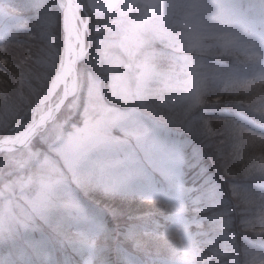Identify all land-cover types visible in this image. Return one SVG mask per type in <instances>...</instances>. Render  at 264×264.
<instances>
[{"label": "rangeland", "instance_id": "obj_1", "mask_svg": "<svg viewBox=\"0 0 264 264\" xmlns=\"http://www.w3.org/2000/svg\"><path fill=\"white\" fill-rule=\"evenodd\" d=\"M29 1L44 26L54 28L61 20L63 29L60 7L55 9L48 0ZM76 1L88 32L87 52L72 76L76 90L58 112L54 110L45 128L42 125L36 129L28 144L0 150V264H25L29 250L21 245L20 237L32 232L41 220L57 219L58 225L81 220L88 209L74 195L75 184L100 185L106 191L124 187L155 189L159 178L153 171H157L167 180L157 194L169 201L180 196L192 205L199 202L203 194L192 195L191 190L206 187L178 181L184 173V158L177 140L166 143L162 139L169 120L159 112L176 108L186 116L199 104L202 88L241 79L238 70L243 62L254 63L255 75L251 78L264 82V0H196L210 35L223 30L235 37L227 42L230 52H204L198 56L161 35L158 24L145 27L139 42L124 45L119 42L111 17L93 15L89 0ZM15 12L0 3V18ZM127 24L135 27V18L130 17ZM175 36H179L178 29ZM50 39L54 42L52 35ZM61 52L56 58L57 49L53 47L49 62L56 65L55 61L58 66ZM201 66L203 84L193 92L188 86L189 76L194 67L199 70ZM62 93L60 87L53 94L52 106ZM43 98L45 95L38 102ZM49 107L48 103L37 107L31 122L8 137L16 138ZM243 122L251 125L249 119L243 118ZM36 138L44 147H32ZM38 172L42 173L39 194L34 184ZM256 188L257 201L264 210V182ZM193 206L203 208L201 203ZM175 211L180 218L181 210ZM227 213L217 211L208 219L209 223H220L218 235L225 240L230 224ZM176 236L180 256L174 264H197L202 252L188 224L178 228ZM85 240L90 241L89 237ZM225 240L213 254L224 256H216L225 259L224 264H238L236 252ZM37 245L44 246L40 242ZM86 246L92 250L94 244ZM50 257L52 253L46 258ZM83 264L94 263L87 258ZM243 264H264V245L248 247L245 243Z\"/></svg>", "mask_w": 264, "mask_h": 264}, {"label": "trees", "instance_id": "obj_2", "mask_svg": "<svg viewBox=\"0 0 264 264\" xmlns=\"http://www.w3.org/2000/svg\"><path fill=\"white\" fill-rule=\"evenodd\" d=\"M0 3L17 11L11 17L0 18V136H11L35 116L33 109L57 67V62H49L50 53L54 47L56 58L59 55L63 29L61 20L54 28L44 26L29 0ZM48 3L59 10L56 0ZM253 64L243 62L238 70L241 79L255 89L251 102L222 94L223 80L219 85L202 88L199 104L186 116L176 108L159 112L169 120L162 139L166 143L177 140L184 158V173L178 181L206 187L191 190L192 195L203 194L193 205L201 203L204 209H196L180 196L169 201L157 194L167 183L157 171H153L159 178L155 189L124 187L106 191L100 185L79 186L71 180L74 195L88 210L81 220L71 224L41 220L32 232L21 236V245L29 250L25 264H83L87 258L94 264H174L180 256L176 234L187 224L202 252L197 264H224V256L213 254L225 240L218 235L220 223L208 221L221 210H228L230 223L225 241L236 252L238 264H243L245 243L248 247L264 245V231L256 225L264 216L256 197L258 183L264 182V171L256 159L261 152L257 142L264 141V110L260 109L264 92L259 88L264 82L251 78L255 75ZM243 118L251 125H245ZM37 146L44 144L36 138L32 147ZM175 208L181 210L180 218ZM182 238L187 237L182 234ZM89 242L94 244L92 250L86 246Z\"/></svg>", "mask_w": 264, "mask_h": 264}, {"label": "clouds", "instance_id": "obj_3", "mask_svg": "<svg viewBox=\"0 0 264 264\" xmlns=\"http://www.w3.org/2000/svg\"><path fill=\"white\" fill-rule=\"evenodd\" d=\"M88 7L93 15L111 17L114 28L118 30L119 42L128 45L135 44L143 38V29L153 24L160 26V34L175 40L190 55L198 56L204 52H230L227 42L235 37L226 31L210 35L205 24V18L196 0H89ZM134 17L135 27L130 28L127 21ZM179 36H175L176 30ZM203 84V67L192 69L188 86L195 92ZM264 92V85L259 86ZM221 93L233 97H242L245 102L253 100L250 88L243 79L227 80L221 84ZM264 110V101L260 104ZM261 150L257 155V165L264 171V141L257 142ZM42 173L34 178L37 194L42 187ZM259 230L264 231V216L256 222Z\"/></svg>", "mask_w": 264, "mask_h": 264}, {"label": "bare ground", "instance_id": "obj_4", "mask_svg": "<svg viewBox=\"0 0 264 264\" xmlns=\"http://www.w3.org/2000/svg\"><path fill=\"white\" fill-rule=\"evenodd\" d=\"M61 5L66 6L64 18L65 41L64 57L61 66L56 72L53 80V90L56 92L60 87L68 94L72 93L75 87V80L72 78L80 60L87 52V25L83 23L80 13V4L76 0H58ZM82 23V25H81ZM54 109L48 108L39 115L34 125L21 132L16 138H7L0 142V150L11 149V147L27 142L39 126L46 125L54 116Z\"/></svg>", "mask_w": 264, "mask_h": 264}, {"label": "water", "instance_id": "obj_5", "mask_svg": "<svg viewBox=\"0 0 264 264\" xmlns=\"http://www.w3.org/2000/svg\"><path fill=\"white\" fill-rule=\"evenodd\" d=\"M61 11H62V14H63V37H64V41H65V27H64V18H65V15H66V6L65 5H61ZM63 57H64V45H63V48H62V52H61V56H60V61H59V64H58V67H57V70L56 72L58 71V69L60 68L61 66V62L63 61ZM55 72V74H56ZM55 76V75H54ZM53 80H54V77L53 79L51 80L47 90H46V93H45V98H43L37 105L36 107L40 106V105H44L46 102H50L51 103V98L54 94V90H53ZM75 88H76V82H75ZM70 96V93L66 94V93H63V96L61 98V100L55 105V106H52V108H56L57 110H60L62 108V106L65 104L66 100L69 98ZM51 105V104H50ZM34 125V124H33ZM33 137H31L27 142L23 143L22 145H26L29 143V141L32 139ZM3 137L0 138V140H2ZM21 144L19 145H16V146H13L11 148H16V147H19L21 146Z\"/></svg>", "mask_w": 264, "mask_h": 264}]
</instances>
